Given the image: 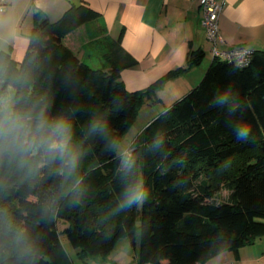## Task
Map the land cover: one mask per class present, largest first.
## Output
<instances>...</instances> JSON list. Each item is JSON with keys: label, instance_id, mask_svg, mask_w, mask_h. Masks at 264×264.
Instances as JSON below:
<instances>
[{"label": "trees", "instance_id": "trees-1", "mask_svg": "<svg viewBox=\"0 0 264 264\" xmlns=\"http://www.w3.org/2000/svg\"><path fill=\"white\" fill-rule=\"evenodd\" d=\"M98 17L78 5L56 22L42 18L21 63L0 50V264L70 263L59 219L82 256L106 257L122 237L136 245L138 228L139 264L239 253L264 235V51L244 68L214 59L121 166L119 144L163 80L128 91L124 67L95 69L63 44ZM204 58L192 51L187 66ZM68 126L88 149L70 190Z\"/></svg>", "mask_w": 264, "mask_h": 264}, {"label": "crops", "instance_id": "crops-1", "mask_svg": "<svg viewBox=\"0 0 264 264\" xmlns=\"http://www.w3.org/2000/svg\"><path fill=\"white\" fill-rule=\"evenodd\" d=\"M224 3L219 21L225 41L222 48L264 51V0ZM78 5L100 15L63 38V44L81 61L104 71L124 67L122 80L131 92L163 80L140 110L148 114L146 124L195 88L214 61L198 0H7L6 8L0 9V50L21 63L42 18L56 22ZM196 50H202L205 58L188 67L190 53ZM260 250L264 247L253 242L239 253L226 251L210 261L257 264Z\"/></svg>", "mask_w": 264, "mask_h": 264}, {"label": "rangeland", "instance_id": "rangeland-1", "mask_svg": "<svg viewBox=\"0 0 264 264\" xmlns=\"http://www.w3.org/2000/svg\"><path fill=\"white\" fill-rule=\"evenodd\" d=\"M99 67V65H94ZM148 116L145 112H140L135 120V123L131 126V128L128 130V132L125 134V136L122 138V141L119 144L118 147V153L120 158L122 159L120 162V165L123 166L124 162L129 157V149L133 142L136 140L138 135L149 125L144 123L146 121V117ZM146 124V125H145ZM67 137H69L68 144L72 148L73 152V159H74V172L72 174H69L66 176V185L68 187V190L72 189L80 180L81 176L80 174L87 168L88 161L86 160L87 155L84 159H80L85 153L84 149L88 151L87 148H82L81 144L83 141V138L81 135L78 134L77 130L73 127L68 126L67 130ZM87 154V153H86ZM80 171V174H79ZM229 191L226 189H223L219 200L224 201L227 200L229 196ZM138 227L140 226V220L137 222ZM68 224L64 222L62 219H59L58 221V228L60 232V239L61 243L69 255L70 263L68 264H139L138 256H139V250H140V230L138 228L137 231V240L136 245H133L128 237H122L118 244L116 245V248L112 251V253L106 257H94L91 255L88 256H82L79 254L68 240L66 228ZM255 243L259 244L262 247H264V235L257 237L254 240ZM263 250L259 251V258L257 264H264V254ZM261 257V258H260ZM62 264H67L64 261ZM213 261H209L207 264H212Z\"/></svg>", "mask_w": 264, "mask_h": 264}, {"label": "built area", "instance_id": "built-area-1", "mask_svg": "<svg viewBox=\"0 0 264 264\" xmlns=\"http://www.w3.org/2000/svg\"><path fill=\"white\" fill-rule=\"evenodd\" d=\"M38 0H33L36 3ZM201 14L202 27L205 30L206 37L211 43V52L214 59H220L235 63L239 67H248L252 63L254 52L245 48L237 47L232 49H224L222 45L225 43L220 33V16L224 8V0H198ZM7 6V0H0V9L4 10Z\"/></svg>", "mask_w": 264, "mask_h": 264}, {"label": "water", "instance_id": "water-1", "mask_svg": "<svg viewBox=\"0 0 264 264\" xmlns=\"http://www.w3.org/2000/svg\"><path fill=\"white\" fill-rule=\"evenodd\" d=\"M121 160H118V164L120 163Z\"/></svg>", "mask_w": 264, "mask_h": 264}]
</instances>
